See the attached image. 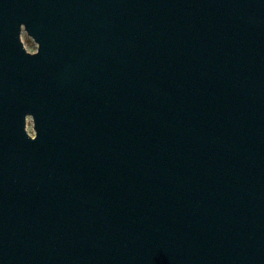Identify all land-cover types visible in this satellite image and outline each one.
Returning <instances> with one entry per match:
<instances>
[{
	"label": "water",
	"instance_id": "obj_1",
	"mask_svg": "<svg viewBox=\"0 0 264 264\" xmlns=\"http://www.w3.org/2000/svg\"><path fill=\"white\" fill-rule=\"evenodd\" d=\"M0 264H264V0H0Z\"/></svg>",
	"mask_w": 264,
	"mask_h": 264
},
{
	"label": "rangeland",
	"instance_id": "obj_2",
	"mask_svg": "<svg viewBox=\"0 0 264 264\" xmlns=\"http://www.w3.org/2000/svg\"><path fill=\"white\" fill-rule=\"evenodd\" d=\"M22 40L28 52L35 53L37 51L38 49L37 44L27 35V33L25 32L23 33ZM28 129L34 131L33 120L31 118H29L28 120Z\"/></svg>",
	"mask_w": 264,
	"mask_h": 264
}]
</instances>
